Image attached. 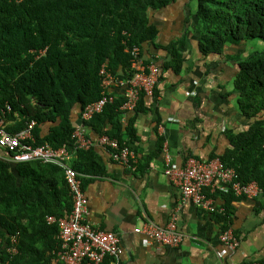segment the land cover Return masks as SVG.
<instances>
[{
	"label": "trees",
	"instance_id": "1",
	"mask_svg": "<svg viewBox=\"0 0 264 264\" xmlns=\"http://www.w3.org/2000/svg\"><path fill=\"white\" fill-rule=\"evenodd\" d=\"M173 1L0 0V119L5 129L16 133L34 120L32 145L66 147L74 155L70 160L74 170L89 178L103 175L93 147L75 148L74 110L80 107V116L86 104L101 97L102 66L116 79L133 76L126 48L137 47L143 62L151 63L142 56L143 44H155L158 36L149 12ZM195 13L199 48L205 55L223 54L225 47L252 39L264 42V0H196ZM176 43L163 48L170 59L154 62L159 75L163 68L180 69L182 56ZM236 58L233 87L237 109L248 119L247 127L226 130L229 147L208 159L218 157L233 168L234 181L240 185L255 182L264 209V48ZM148 96L152 102L156 100L154 89L151 95L139 92L134 114L124 122L125 96L113 94V101L83 121V127L121 143L135 140V117L144 110ZM162 140L159 138V148ZM10 155L0 147V264H62L56 254L58 227L48 223L46 216L62 217L71 210L64 171L39 160L11 165ZM85 180L82 178V189ZM214 194L223 203L212 212L213 220L226 230L234 212L232 204L242 195H235L230 184L226 191L216 186ZM13 237L15 253L7 249ZM109 260L106 257L104 264ZM254 261L264 263V257Z\"/></svg>",
	"mask_w": 264,
	"mask_h": 264
},
{
	"label": "crops",
	"instance_id": "2",
	"mask_svg": "<svg viewBox=\"0 0 264 264\" xmlns=\"http://www.w3.org/2000/svg\"><path fill=\"white\" fill-rule=\"evenodd\" d=\"M195 11L196 0H174L149 12L158 36L155 44H143L144 60L162 64L170 59L163 48L177 42L182 64L177 72L169 67L160 70L154 88L156 100L152 102L148 96L144 110L136 114V139L123 142L136 152L135 167L121 165L111 159L108 150L92 146L104 174L84 177L86 218L92 226L115 233L123 249L118 262L111 259L107 264H221L218 252L224 249L219 239L223 230L212 216L223 203L214 194L219 185L204 187L214 206L212 212L183 199L179 187L164 173L162 147L166 146L172 163L180 167L190 156L206 160L229 147L225 131H239L248 123L237 109L233 80L238 71L236 57H246L249 51L243 42L225 47L223 54H203ZM114 80L110 92L124 95L122 78ZM79 110L76 107L72 118L77 127H83ZM125 111L124 122L134 114L133 110ZM83 129L89 138L100 136L88 127ZM159 138L163 139L161 148ZM137 165H141L139 169ZM259 196L244 194L232 204L234 212L227 229L238 245L223 255V261L242 263L264 257V209ZM172 219L183 236L177 246L161 247L152 241L145 244L144 234L136 232L148 220L162 226Z\"/></svg>",
	"mask_w": 264,
	"mask_h": 264
},
{
	"label": "built area",
	"instance_id": "3",
	"mask_svg": "<svg viewBox=\"0 0 264 264\" xmlns=\"http://www.w3.org/2000/svg\"><path fill=\"white\" fill-rule=\"evenodd\" d=\"M20 2L22 0H15ZM130 54L131 67L134 70L133 76L128 79H119L124 82L125 102L123 110H133L138 99L139 92L151 95L157 84L159 77V67L154 62L145 64L140 57L139 49L133 47L126 48ZM102 75V94L101 97L91 103L86 104L80 112V120L87 121L94 114L101 112L106 103L113 101V93L110 92V86L114 84L115 77L110 75L104 67L100 69ZM36 122L34 120L16 133H10L5 129L4 122L0 119V147L8 150L11 155L8 160L11 162H26L39 160L45 163H52L62 167L64 177L71 196V210L66 216L55 217L47 215L48 223H56L58 227V239L60 247L56 252L58 260L62 264H104L105 258L110 257L114 262H118L122 253V246L118 236L110 231H104L92 226L87 221V197L82 189V178L84 174L74 170L67 161H70L71 154L66 147L53 148L49 144L32 145L34 137L32 129ZM84 127H77L72 132V138L75 142V148L88 149L98 145L109 151L111 159L121 165L135 167L137 162L136 152L126 145L119 142L116 138H111L102 134L97 139L87 137ZM164 173L179 187L183 199L191 200L198 208L206 211H214L211 198L207 196L204 187L219 185L227 190V185H231L234 194L255 196L260 194V190L255 182L246 185H240L234 181L235 171L233 168L226 167L218 158L206 160L190 157L184 166H176L172 163L166 146L163 145ZM136 232L144 234V243L154 242L158 246L174 247L183 239L180 232L177 231L174 219L165 225H157L152 221H147ZM219 239L224 245V249L218 252L221 264H242L233 261L226 262L221 258L224 254L233 252L238 243L237 238L230 229L223 230ZM15 238L11 239V245L7 248L8 252L15 253ZM248 264H264L259 261H253Z\"/></svg>",
	"mask_w": 264,
	"mask_h": 264
},
{
	"label": "rangeland",
	"instance_id": "4",
	"mask_svg": "<svg viewBox=\"0 0 264 264\" xmlns=\"http://www.w3.org/2000/svg\"><path fill=\"white\" fill-rule=\"evenodd\" d=\"M246 47L250 52L261 51L264 48V42L259 39H252L247 42ZM67 164H70V161H67Z\"/></svg>",
	"mask_w": 264,
	"mask_h": 264
}]
</instances>
